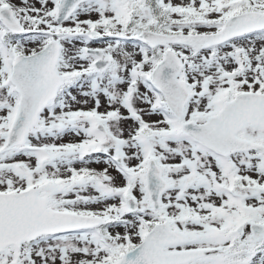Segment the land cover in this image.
<instances>
[{"label": "snow or ice", "instance_id": "1", "mask_svg": "<svg viewBox=\"0 0 264 264\" xmlns=\"http://www.w3.org/2000/svg\"><path fill=\"white\" fill-rule=\"evenodd\" d=\"M0 264H264V0H0Z\"/></svg>", "mask_w": 264, "mask_h": 264}]
</instances>
